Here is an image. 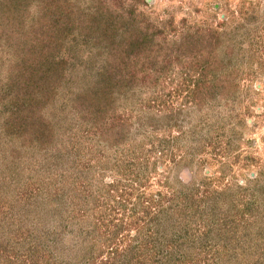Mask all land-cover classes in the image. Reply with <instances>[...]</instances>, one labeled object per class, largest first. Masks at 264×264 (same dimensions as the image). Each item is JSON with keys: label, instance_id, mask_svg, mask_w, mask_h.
I'll use <instances>...</instances> for the list:
<instances>
[{"label": "trees", "instance_id": "1", "mask_svg": "<svg viewBox=\"0 0 264 264\" xmlns=\"http://www.w3.org/2000/svg\"><path fill=\"white\" fill-rule=\"evenodd\" d=\"M143 2L0 0V39L4 36L12 50L3 60L7 66V77L3 80L8 82L1 79L0 89L5 87L9 91L10 87L11 94L0 101L5 115L0 134L20 138L22 148L32 143L33 149L42 152L39 159L48 166L51 164V168L66 164L68 155L63 151L78 142L67 135L68 130L76 127L72 122L83 127L85 135L96 138L100 146L97 152L100 172L95 173L96 166H88L91 158L78 166V181L81 178L88 189V202L74 203L77 208L72 210L78 216L73 225H77L78 234L84 230L87 236L83 240L79 235L77 239L72 237L76 262L70 264H220L222 258L217 248H223L224 242L228 244V236L235 237L230 234L235 226L219 223L214 217H209L208 222L201 218L203 232H198L195 238L184 235L187 217L198 213V209L192 201L182 205L177 202L176 190L168 180L178 164L191 166L196 155L195 129L202 130L208 117L201 115L200 123L194 125L195 129L192 127L193 133H182L190 143L180 151L174 146L182 138L159 141L158 124L154 127L140 114L132 119V114H127L132 111L125 107L129 106L128 98L134 90L158 87L159 77L176 64L185 65L187 72L197 73L193 82L190 76L184 83L189 91L192 84L190 106L206 108L215 114L221 103L216 104L217 101L227 96V103L229 99L236 101L238 78L234 66L231 72L219 75L225 65L231 66L233 56L227 50L224 53L227 63L223 58L216 61L221 33L209 28L186 32L178 42L168 40L163 25L149 21L139 11ZM262 37L258 38V44ZM255 46L253 54L258 50ZM259 47L262 48L260 44ZM203 49L207 51L205 57L200 56ZM69 73H75V78L69 80L76 82L78 91L68 90L61 106L43 110L52 102L54 87L59 82L65 85ZM186 115L190 121V113ZM169 119L167 125H177L173 116ZM142 126H147L153 137L150 144L156 146L153 150L157 159L159 153L170 154V163L164 167L159 182L155 181L158 190H152L151 175L158 172L159 162H150V156L146 155L150 151H144L142 143L132 144L135 142L132 135L139 134ZM61 146L60 158L44 160V152L56 156ZM13 166L16 169L11 168L12 172L17 175L21 162ZM107 173L111 176L105 180ZM35 185L24 181L10 196L6 190H0V264H66L60 257L68 248L64 220L69 189L58 188L52 180L45 187ZM207 195L214 199L220 193L213 191ZM73 198L72 195L70 200ZM184 209L191 210V214ZM81 223L89 226L82 228ZM223 225L227 230L221 236Z\"/></svg>", "mask_w": 264, "mask_h": 264}, {"label": "rangeland", "instance_id": "2", "mask_svg": "<svg viewBox=\"0 0 264 264\" xmlns=\"http://www.w3.org/2000/svg\"><path fill=\"white\" fill-rule=\"evenodd\" d=\"M138 8L149 21L163 25L168 32V40L174 39L178 42L182 34L193 33L197 29L209 28L220 32L217 48L219 55L216 61L223 58L226 64L228 57L224 53L227 50H230L233 56L231 66L226 67L225 65L224 70H219V75L231 72V67L234 66V72L238 78L236 101L229 99L230 102L227 103L228 96L225 100L217 101L216 104L221 103L218 106L219 110L214 112L215 114H211L206 108L199 109L190 106L192 84L189 85L191 86L189 91L184 88V83L187 79L189 80L190 76L193 82L192 78L197 77V73L187 72L183 68L185 65L180 67L176 64H173L163 76L159 77L158 87L151 86L143 90H134L128 98L127 105L129 106L125 108L132 111L127 112L129 115L132 114V119L140 114L154 127L158 124L156 133L159 141L173 140L174 137L182 138L174 146V149L180 151L187 149L190 143L182 133L184 131L193 133L192 127L200 123L201 115L205 114L204 118L208 117L209 121L208 119L204 121L205 126L202 130L200 127L196 129L194 127L196 141L193 146L196 155L191 161V166L178 164L168 176L171 186L176 190L174 199L181 205L192 201L198 209V213L196 211L193 216L187 215L184 235L191 238L197 237L198 232H203L200 219L203 218L204 222H208L209 217H214L219 220V223L225 225L230 223L235 226V231L230 233H234L235 237L228 236V244L225 245L224 242L223 248H217L222 258L220 264H264V38L262 37L264 35V0H145L139 4ZM250 16L253 18H248ZM260 36L262 41L259 40V44L262 48L258 44ZM6 42L7 39L3 36L0 39V82L1 79L7 77L5 74L7 66L3 64V60L12 54ZM255 45L258 46V50L256 54H253ZM206 52L203 49L200 56L205 57ZM217 65L219 66V63ZM75 69L79 71L80 68ZM69 78H75V73H69L65 85L59 82L56 88L54 87L52 102L49 101L48 105L42 107L43 110L51 111L61 106L64 100L63 95H67L68 90L78 91L76 82ZM3 81L8 82V80ZM70 81L71 84L68 83ZM70 85L71 87H67ZM8 89L9 91L5 87L3 90L0 89V101L10 98L11 88L8 87ZM188 113H190V121L186 115ZM170 116L174 117L176 126L167 125L166 121ZM4 118L2 107L0 108V123ZM72 123L76 127L68 130L67 135L78 142L74 147L69 146L63 151L68 155L67 163L57 164L52 168L51 164L48 166L39 159L42 152H38L37 148L33 149L32 143L29 147L22 148L23 142L20 138H6L0 134V178L5 177L4 180L0 179L2 192L6 190L7 195H14L12 192L16 190L15 187L24 181L28 184L35 182V186L45 187L48 181L52 180L56 181L58 188L64 191L66 188L69 189L65 196L68 210L65 211L64 220L65 240L67 241L65 243L68 248L60 257L66 264L76 262L73 259L74 241L71 242L72 237L77 239L79 235L83 240L87 236L84 230L78 234L77 225L75 227L73 225L74 218L78 216V214L75 216L76 212L72 210L77 208L74 203L88 202L86 191L88 189L81 178L78 181L80 176L78 166L83 162H88L91 158L87 163L88 166H96L95 173L100 172L97 170L99 167L97 152L100 151V146L96 143V138L85 135L83 127ZM147 129V126H142L139 134H133L131 138L135 142L132 144L138 146L142 143L143 150L150 151L146 154L150 156V162H159L158 172L155 171L151 175L152 190H158L159 186L155 184V181L159 182L164 167L170 163V154L159 153V159H157L158 154L153 150L156 146L151 147L153 137ZM62 132L64 134L63 129ZM62 132L57 135L58 140ZM65 143L66 141L63 142L64 145ZM160 148L162 147L159 145ZM62 149L61 146L56 156H52L51 152H44V160L56 161V157L60 158ZM103 157L101 156L102 160ZM6 162H9V167L5 166ZM20 162L22 168H19L20 171L16 172V175L12 172V169L13 171L16 169L13 165ZM110 176L107 173L105 180L110 179ZM94 189L93 187L92 190ZM213 191L219 192L220 196L210 198L211 196L207 193L213 194ZM72 195L74 198L70 200ZM185 196L188 198H184ZM182 197L183 199L180 200ZM184 211L191 214L189 209H184ZM87 212L85 213L89 214ZM81 224L82 228L89 226V223ZM226 230L227 228L223 225L221 236L225 235ZM210 250L215 251L213 248ZM211 255L209 253V256Z\"/></svg>", "mask_w": 264, "mask_h": 264}]
</instances>
